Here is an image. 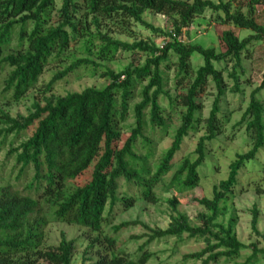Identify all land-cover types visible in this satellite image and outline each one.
<instances>
[{
	"label": "trees",
	"instance_id": "16d2710c",
	"mask_svg": "<svg viewBox=\"0 0 264 264\" xmlns=\"http://www.w3.org/2000/svg\"><path fill=\"white\" fill-rule=\"evenodd\" d=\"M259 6L264 7V0H0V101L33 95L26 112L0 106V148L8 147L0 161V264H73L74 239L62 232L57 243L45 241L44 229L53 222L83 228L89 255L81 264H146L154 254L146 250L149 242L183 234L205 243L184 254V260L216 264L233 260L250 247L243 264H254L257 254H264V245L246 244L237 237L234 213L226 222L218 218L226 214L228 198L244 190L239 183L242 167L264 148V100L256 96L264 88V71L235 123H245L252 145L235 154L227 176L213 184L210 196L196 199L203 210L195 223L177 210L176 196L166 199L173 212L165 228L136 219L113 220L117 211H127L139 200L160 201L159 186L164 192L182 193L199 184L206 143L221 135L230 120L231 113L220 105L227 88L224 73L232 80L231 89L240 91L242 80L248 82L242 79L244 58L251 57L254 43L264 40V25L257 20ZM207 9L216 23L248 32L224 29L219 50L180 40L182 28ZM146 11L166 16L172 28L166 31L146 21ZM136 25L150 35L138 34ZM152 36L163 41L158 44ZM72 50L85 55L75 57ZM118 51L132 59L114 70L102 61L116 60ZM65 60L69 64L64 65ZM53 64L63 68L40 82ZM82 66H90L92 74L100 70L106 84L53 92L54 84L69 82L68 74ZM211 83L217 92L204 117L203 98ZM177 111L180 122L170 143L158 153ZM199 131L203 134L193 152L184 153L185 138ZM12 153L15 161L6 172ZM173 168L165 184L163 178ZM261 180L252 189L264 196V176ZM251 212V232L264 242L257 209ZM137 226L148 238L132 258L118 236Z\"/></svg>",
	"mask_w": 264,
	"mask_h": 264
},
{
	"label": "rangeland",
	"instance_id": "374dc122",
	"mask_svg": "<svg viewBox=\"0 0 264 264\" xmlns=\"http://www.w3.org/2000/svg\"><path fill=\"white\" fill-rule=\"evenodd\" d=\"M256 13L258 15V22L264 25V7L259 6ZM213 15L212 10L207 9L201 16L195 17L191 26L182 28L179 39L183 41L191 40L192 42H199L204 46H214L219 50L222 46L219 37L224 29H233L240 35L248 32L247 29H238L230 24H218L212 20L211 16ZM144 18L154 26L160 27L166 31L172 28L171 20L162 14L146 11L144 13ZM134 29L138 34L145 36L150 35L148 30L139 25L134 26ZM112 35L122 40H131L122 34L112 33ZM152 38L158 44H161L163 41L162 37L152 36ZM72 51V55L75 57L85 55L77 50ZM117 54H119V57L116 60L102 62L109 68L118 70L132 59V57L123 52L120 53L118 51ZM193 57H197V55H193ZM198 61L200 62V60ZM63 63L64 65L69 64V60H65ZM243 64L246 68V72L242 79L246 77L248 82L242 80L240 91H233L231 89L232 80L227 76L226 72L224 73L227 88L224 95L221 97L220 105L223 112L231 113L230 120L225 125L221 135L206 143L207 155L205 163L199 169L201 176L199 184L195 188L182 193H178L174 189L164 192L162 191V187L159 186L156 189V193L161 197L160 201L149 203L145 200H139L129 210L124 212L117 211L113 223L136 219L153 228H165L170 221V214L173 212L171 205L167 203L166 199L172 196H176L178 199L177 210L185 213L190 222H196V214L203 210L196 199L203 196H210L213 184L227 176L228 164L234 158L235 154L247 151L252 145V139L245 130V123L240 126H236L235 123L240 119L241 114L247 107L250 92L259 86L262 81V73L264 71V40L253 44L251 57L244 58ZM62 68V66L54 64L48 66L41 75L40 82H47L54 71L61 70ZM99 71L100 70H98V72ZM98 72L92 74V68L90 66L79 67L74 72L68 74L66 80L69 82L60 80L54 84L53 92L65 94L69 91H80L87 86H103L106 84L107 80L101 77ZM216 92L215 85L211 83L208 87L207 94L203 98L201 113L204 117L208 115ZM256 96L264 100V88H262ZM32 97V93L29 92V94H26L19 101H0V106L13 113L16 111L26 112L31 104ZM162 101L164 104H167V99L164 98ZM179 122L180 116L177 111L170 120L167 135L157 147L158 153L170 143L171 137ZM202 134L203 131H199L194 137L185 138L182 146L184 153L193 152L197 138ZM7 148L8 147L0 148V161L3 159V154ZM178 156H180V154H178ZM14 157L13 153L7 157V161L5 162L6 172H8L9 168L13 165L15 161ZM17 169L18 167L14 168V173ZM173 171L174 168L163 178L165 184L169 181ZM239 175V183L244 190L238 192L236 196L228 198L225 203L227 206L226 214L221 215L218 220L226 222L229 214L231 212L234 213L237 215L235 224V233L237 237L246 244L256 242L258 247H262L264 242L261 236L251 232L250 220L252 217L251 210L255 207L258 212L257 228L264 235V196L262 193H257L252 189L255 183L262 182L261 179L264 176V148L257 152L252 161L245 163ZM44 231L45 241L47 243H57L61 238L62 232L67 239H74L75 248L72 256L73 264H81L82 258L89 255L85 253L89 239L83 237V228L73 224L53 222L47 225ZM145 233H147V231L139 226L121 232L118 239L124 241L121 246L124 252L132 258L137 257L140 245H143L148 238ZM130 235H139L140 237L130 238ZM204 246L205 243L202 239L188 237L187 234H183L180 238L168 237L153 239L145 246L147 251L154 253L146 264H199L200 260H184L182 256L186 253L197 251ZM250 253V247L244 248L240 251L239 257L228 261L220 259L216 264H243ZM40 264L45 263L42 262ZM209 264L214 263L210 262ZM254 264H264V254L258 253L257 260Z\"/></svg>",
	"mask_w": 264,
	"mask_h": 264
}]
</instances>
